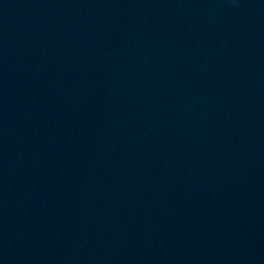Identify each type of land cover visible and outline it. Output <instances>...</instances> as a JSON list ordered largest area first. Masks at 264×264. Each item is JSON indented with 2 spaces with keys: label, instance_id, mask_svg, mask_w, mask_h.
I'll return each instance as SVG.
<instances>
[{
  "label": "water",
  "instance_id": "obj_1",
  "mask_svg": "<svg viewBox=\"0 0 264 264\" xmlns=\"http://www.w3.org/2000/svg\"><path fill=\"white\" fill-rule=\"evenodd\" d=\"M0 264H264V0H0Z\"/></svg>",
  "mask_w": 264,
  "mask_h": 264
}]
</instances>
